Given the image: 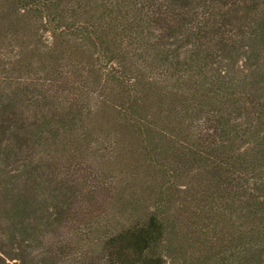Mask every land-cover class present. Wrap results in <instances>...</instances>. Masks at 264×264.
<instances>
[{
	"label": "trees",
	"instance_id": "trees-1",
	"mask_svg": "<svg viewBox=\"0 0 264 264\" xmlns=\"http://www.w3.org/2000/svg\"><path fill=\"white\" fill-rule=\"evenodd\" d=\"M0 264H264V0H0Z\"/></svg>",
	"mask_w": 264,
	"mask_h": 264
},
{
	"label": "rangeland",
	"instance_id": "rangeland-1",
	"mask_svg": "<svg viewBox=\"0 0 264 264\" xmlns=\"http://www.w3.org/2000/svg\"><path fill=\"white\" fill-rule=\"evenodd\" d=\"M198 249H200V248H198Z\"/></svg>",
	"mask_w": 264,
	"mask_h": 264
}]
</instances>
